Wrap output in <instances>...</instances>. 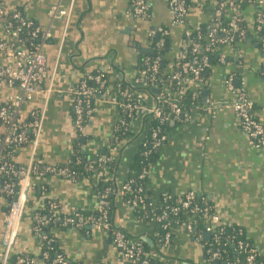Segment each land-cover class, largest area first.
<instances>
[{
  "label": "crops",
  "instance_id": "0c3cea01",
  "mask_svg": "<svg viewBox=\"0 0 264 264\" xmlns=\"http://www.w3.org/2000/svg\"><path fill=\"white\" fill-rule=\"evenodd\" d=\"M8 11H20L43 29H49L45 53L47 73L39 89L24 101L20 109L22 120L41 116L42 128L35 148L45 164L61 165L70 159L75 144L92 158L106 152L121 151L117 174L100 171L91 177L73 181L55 175L36 179L47 186L44 195L55 199L64 213L80 209L93 211L98 202L96 185L116 180L122 186L129 167L148 124L140 114L131 124L129 138L111 147L113 124L120 119V107L97 95L94 113L84 125L80 136L74 126L72 111L77 87L84 73L98 71L110 84L136 79L139 58L149 51L148 30L164 26L170 30L169 60L176 58L184 35L194 26L211 20V7L217 0H188L186 14L175 21L168 0H145L149 16L140 19L131 14L132 0H76L69 21L49 17L50 9L59 0H1ZM62 5L66 7L67 2ZM264 10V0H246L241 8L242 20L250 31L247 40L237 48L226 50L227 60L211 67L206 85L190 82L191 88L200 86L202 102L213 101L211 108L194 109L188 121L171 124L148 178L149 197L157 202L161 196H179L187 191L207 196L214 210L226 224L242 227L247 237L258 247L264 258V147L252 144L241 128L231 108L232 91L225 78L234 75V86H243L254 103L253 115L264 124V76L261 66L264 55L256 43V15ZM0 27V32L2 33ZM5 54L0 62L7 61ZM19 93L16 86L0 82V103ZM146 107L153 105V95L141 93ZM128 140V139H127ZM79 141V142H77ZM32 145L17 150L16 161L25 164ZM41 185L30 191L28 200L41 204ZM113 221L132 238L141 239L151 254L162 264H203L205 255L201 242L181 227L174 228L172 241L157 244V223L135 216L123 200L120 191L114 202ZM6 204L0 203V253ZM32 219L24 215L15 253L39 256L41 245L32 233ZM60 248L76 264H128L108 232L92 227L85 229L53 227ZM150 240V241H149Z\"/></svg>",
  "mask_w": 264,
  "mask_h": 264
},
{
  "label": "built area",
  "instance_id": "2783aa9c",
  "mask_svg": "<svg viewBox=\"0 0 264 264\" xmlns=\"http://www.w3.org/2000/svg\"><path fill=\"white\" fill-rule=\"evenodd\" d=\"M66 1L67 5L64 7L62 2ZM76 0H59L56 5H54L49 11V17L52 21L56 19H65L69 21L74 4ZM229 6L232 11V20L229 24L230 29L240 30V22L242 21L241 5L236 2V0H226L220 3L219 7L214 11L210 23L208 24L210 41H214V35L217 33V28L221 25V10L224 6ZM168 6L171 14L174 16L175 21H179L188 10L187 0H168ZM8 10L3 6L0 0V17L5 15ZM131 14L137 18L145 19L149 16V6L145 0H132L131 3ZM14 19L19 23L20 26L32 27L34 22L24 16L20 11H13ZM264 26V10L259 9L256 15V29L261 30ZM0 27L2 28V33L0 32V55L5 54L7 56V61L0 62V82L5 83L9 86H16L19 89V93L16 95H11L9 99L0 105V176L5 173L17 178V183L11 184H0V203L3 200L6 204V209L3 213L4 228L1 236V246L2 252L0 253V264H46L45 259L49 258L47 252H43L41 257L31 256L28 254H23L17 257L16 262L10 261L13 256L14 246L19 237L20 226L25 215V208L28 202L29 192L31 188L35 185V178L41 179L42 176L55 175L68 179L70 177V172L68 169L59 165L45 164L41 159H37L35 148L38 143V139L42 128V118L41 116H32L30 123V131L32 134V139H28L26 128L22 123L20 117V109L25 100L31 98V96L36 93L39 89V85L44 81L45 75L48 71L47 69V57L45 53L46 41L49 37V29H43L39 26L33 27L32 37L39 40L37 43L31 45L30 48H16L14 41L18 38L19 28H12L11 23H5L0 21ZM198 27L194 26L191 29H196ZM219 29V28H218ZM189 30V29H188ZM220 30L226 31L225 27ZM159 33L162 37L158 42L159 45H163L164 39L170 35V30L164 26H154L150 27L148 30L149 39L153 35ZM244 35V32H241ZM264 48V36L259 37ZM233 37L230 38V41ZM220 42H225V40H220ZM186 45L182 43V47ZM198 44H194L193 51H196ZM264 50V49H263ZM183 55V50H179L178 55ZM264 55V51H263ZM205 58V64L207 62ZM159 61L157 58L156 63ZM226 61L225 54H222L219 63H224ZM264 64V62H263ZM185 68V67H184ZM202 68L200 66L192 68V78L188 79L186 77H181L180 74H175L174 79L181 80L182 85H187L190 82H196L200 85L206 84L203 82L201 77ZM144 74L134 80V82H144ZM234 75H228L225 78L226 86L232 91L233 97L230 103L231 108L234 110L235 115L241 125V128L246 133L249 141L258 146L264 147V124L258 121V119L253 115L252 111L254 109L253 101L248 97L246 90L243 86H234ZM92 80L98 84L99 89H95L88 85V81ZM119 83L110 84L102 73L91 74L90 72L84 73L79 85L72 89L75 96V101L73 105L74 113L77 117L74 126L76 131L83 129V113L86 110L87 115L94 113V108L88 104L90 98L99 93L102 98L116 103L120 109L123 111H128L130 114H136V118L140 114L144 116L160 117L162 121H168L169 115L162 114L161 104L166 100L164 99L163 93L154 97L153 105L151 107H146L141 92L134 91L132 89L124 90L121 93V101L118 100V95L116 94V89L119 88ZM166 89V88H165ZM167 100H175L178 96L177 93L168 92ZM132 99V101H131ZM215 105L213 101L202 102V104L196 109L211 108ZM172 112L174 113L173 119H179L181 114V109L175 102H170ZM135 118V119H136ZM184 121H188L190 118V113L183 115ZM134 119V120H135ZM133 120V121H134ZM132 124V123H131ZM129 125V130L131 127ZM159 130L153 132V136L157 137ZM166 139L164 135L160 136L155 142V148H161L163 146L162 141ZM29 141V145H32L31 155L29 160L24 164L14 170L11 166L3 159V151L6 146L9 145H21L24 142ZM114 154V153H112ZM115 155V154H114ZM44 163V169H41V164ZM151 172L143 170L141 177H149ZM129 189V186H123V189ZM13 196V199L8 202L3 196ZM170 196V195H169ZM200 196V197H199ZM200 199V203H206L207 196H201L196 194L194 191H187L186 193L177 196V205L172 207H166L163 213L158 216L155 220L156 223L168 220L170 215L176 217L180 212H183L185 219L180 222V220H175L178 223V227L183 228L187 233L191 234L195 229L194 225L198 220H201L204 224L203 236L205 233H209L212 243L218 242L216 235L217 228L226 225L213 209L209 207H200V204L195 202L196 198ZM105 200L103 197L98 196V202L93 211L101 210ZM129 209L132 210V205L126 203ZM60 205L56 201L51 202V208L55 209ZM153 206L155 204L153 203ZM133 211V210H132ZM198 219H197V218ZM58 221L62 222V225H73L76 228H83L84 226L90 225L92 228L99 231H106L109 233L110 225L106 220V215L103 214L99 217H94V215L83 216L78 213L74 215H66L64 217H57ZM34 225L32 226V233L41 243L43 239L46 238L45 235H41L40 226L49 223L50 219L45 215L36 214L33 217ZM154 221V220H153ZM176 225V227H177ZM174 229L166 231L163 235L155 236L162 241L163 244H168L171 242ZM201 235L196 238L200 241ZM205 238V236H204ZM206 239V238H205ZM114 243L119 249V252L123 258H125L128 264H152V261H158L153 255L152 260L150 256L145 253L138 242L137 239L132 237L126 238L121 231H116L114 233ZM204 247V244H202ZM239 249L245 254V264H263L259 258L261 253L258 247L254 243H248L245 241L238 242ZM210 248H208V252ZM220 253L218 250L210 253L211 259H219ZM66 256L62 254H56L52 256L49 264H73ZM215 264H221L217 262ZM226 264V263H224ZM244 264V263H243Z\"/></svg>",
  "mask_w": 264,
  "mask_h": 264
},
{
  "label": "trees",
  "instance_id": "16d2710c",
  "mask_svg": "<svg viewBox=\"0 0 264 264\" xmlns=\"http://www.w3.org/2000/svg\"><path fill=\"white\" fill-rule=\"evenodd\" d=\"M226 0H217V3L211 7V14L213 15L214 11L219 7L220 3ZM246 0H236L241 8ZM188 2V0H187ZM189 4V2H188ZM19 11V10H18ZM24 15V14H23ZM232 11L229 6H224L221 10V25L217 28V33L214 35V41H210L208 38L209 29L208 24L199 25L196 29H189L185 35L183 42L186 45L182 47L183 55H178L174 60H169L166 58V55L170 49L171 40L168 37L164 39L163 45H159V41L162 38L159 33L153 35L150 38V47L149 51H146L141 54L138 63V71L136 73V79L142 77L144 74V82H133V81H124L120 80V87L116 89V94L118 95V100L121 101V93L124 90L132 89L137 92L146 91L151 93L154 97L163 93L164 99L166 100L161 104L162 114L169 115L168 121H162L160 117H151L145 116V121H147V125L143 131V136L140 144L134 154L133 162L129 167V174L121 187H119L116 183V180H105L101 181L96 185V190L98 196H101L105 200V204L101 210L97 211H84L77 209L72 213H64L60 209V206L53 209L51 208V202L56 201L55 199L48 198L44 195V192L47 190V186H42L41 184L35 183L33 188L30 191L37 192V189L41 185L40 195L43 197L40 205L35 206L33 202L28 200L26 208H25V216L28 215L32 219V225H34L33 217L36 214L45 215L50 219L49 223L40 226L41 235H45L46 238L43 239L40 243L41 252L39 256L43 252H47L49 254V258L45 259V263L49 264L52 256L56 254H62L66 256L63 250L60 248L56 236L53 234V227L60 228H76L73 225H62L61 221H58L57 217H64L66 215H74V213L81 214L83 216L94 215V217H99L103 214L106 215V220L109 222L110 229L109 235L114 240V233L116 231H121L126 238L132 237L128 232L117 227L113 221L114 216V202L119 195L120 191L122 192V197L125 203H129L132 205L133 213L136 217L143 221L148 220H156L158 216H160L166 207H172L177 205V196H169L163 195L157 202H154L149 197V186H148V178L149 177H141L143 170H147L149 172L152 171L153 164L156 162L160 149L154 147V142L162 135L167 138V131L171 127V124L181 125L185 123L183 115L186 113H191L192 110L196 109L202 104L203 98V90L200 86L198 88H191L189 83L187 85H182L181 80L174 79L173 76L175 74H180L181 77H186L188 79L192 78V68L200 66L202 68L201 77L203 82L208 81V76L211 71V67L219 63L220 57L222 54H225V59L227 60L226 50L228 48H237L238 44L247 40L250 36V31L246 27L244 21L242 20L239 24L241 26L240 30H232L229 27V24L232 20ZM212 17V16H211ZM0 21H4L6 24L11 23L12 28H19L18 38L14 41L16 48H30L32 44L37 43L39 37H32L33 27L38 26L35 21L34 26L32 27H24L20 26L19 23L13 17V11H7L5 15L0 17ZM225 27L226 31L220 30ZM257 30V29H256ZM244 32V35L241 32ZM258 37L256 39V43L258 47L263 52V44L260 40V36H264V26L261 30H257L256 32ZM233 37V40L230 41V38ZM220 40H225V42H220ZM194 44H198L196 51H193ZM159 59L156 63L155 68V60ZM205 58H207V62L205 64ZM185 67V68H184ZM99 73L98 71L91 72V74ZM261 73L264 76V64L261 66ZM88 85L94 87L95 89H99L97 83L92 80H89ZM206 85V84H205ZM166 88V89H165ZM155 89V92L152 91ZM168 92L177 93V98L175 100H167ZM99 95V93H95L93 95L88 104L94 108L95 98ZM132 101V99H131ZM170 102H175L179 108L181 109L180 118L174 120V113L172 112ZM2 105V103H0ZM121 110L120 119L113 124V138L111 141V147H115L117 144L123 141H127L126 144L133 140V137L129 138V125L136 118V114H130L128 111ZM93 115H87L86 110L84 111L83 117V126L86 124L88 119ZM73 122H76L77 117L72 111ZM22 123L26 128V132L28 135V139H32V134L30 131V123L31 120H23ZM155 130H159L157 137L153 136V132ZM78 136H80L81 131H77ZM128 139V140H127ZM166 139L162 141L164 144ZM79 142V141H77ZM29 145V141L22 143L21 145H9L3 151V159L7 163V165L11 166L14 170L18 169L22 163H18L16 161L17 150L23 146ZM121 158V151L116 155L111 152H106L103 154H99L97 158L90 157L80 146L79 143L75 144L73 148L72 155L67 163L61 164L59 166L66 167L70 172V177L68 179L73 181H78L81 179H86L91 177L93 174L99 173L100 171H109L112 172L115 176L117 174L119 164ZM37 159L40 158L37 156ZM41 169H44V163L41 164ZM46 176H42L41 179ZM17 183V178L13 176V173L7 175L3 173L0 176V184H11ZM129 186V189H123V186ZM200 197V196H199ZM196 198L194 201L200 204V207H209L211 211L214 209L213 203L209 198H206V203H200V199ZM206 197V196H205ZM3 198L10 202L13 199V196L4 195ZM57 204L58 201H56ZM153 203L155 206H153ZM197 218V217H196ZM185 219V215L183 212H180L176 217H172L165 221H161L157 223L156 233L158 235H163L166 231L170 229H174L178 223L175 220H180L182 222ZM198 219V218H197ZM178 226V225H177ZM86 227H91L90 225L84 226L83 228L76 229H85ZM203 228L204 224L201 220H198L194 228L195 229L190 235L197 240L198 235H201L200 241L204 244L203 251L205 255V260L203 264H215L220 262L221 264H245V254L239 249L238 242L245 241L248 243H253L246 235L245 230L237 225L226 224L217 228V238L218 242L212 243L211 238L205 239L203 236ZM174 235V232L172 236ZM155 241L157 244H163L160 239L156 236ZM140 243L143 251L150 256L152 260L151 250L148 248V245L141 239H137ZM172 241V240H171ZM208 248L210 251L208 252ZM218 250L220 253L219 259H211L210 253ZM23 255V253H13V256L10 258V261L15 263L18 256ZM259 260L264 264V258L260 256ZM152 264H162L159 261H152ZM76 264V263H73Z\"/></svg>",
  "mask_w": 264,
  "mask_h": 264
},
{
  "label": "water",
  "instance_id": "95a60500",
  "mask_svg": "<svg viewBox=\"0 0 264 264\" xmlns=\"http://www.w3.org/2000/svg\"><path fill=\"white\" fill-rule=\"evenodd\" d=\"M153 92H155V89H152ZM205 238L208 239L209 238V233H205ZM150 241V240H149Z\"/></svg>",
  "mask_w": 264,
  "mask_h": 264
}]
</instances>
